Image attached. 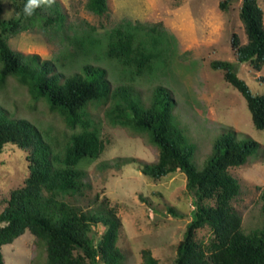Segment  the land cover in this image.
<instances>
[{
	"label": "trees",
	"instance_id": "16d2710c",
	"mask_svg": "<svg viewBox=\"0 0 264 264\" xmlns=\"http://www.w3.org/2000/svg\"><path fill=\"white\" fill-rule=\"evenodd\" d=\"M228 1H220L222 10L227 9ZM26 2L21 0L9 18L1 16L0 4V85L9 76L16 78L34 100L43 101L48 112L60 116L70 133L53 146L35 124L13 116L0 104V152L6 143L27 150L29 168L23 185L10 191L0 211V264H4L1 246L25 230L44 246L45 264H124L118 245L119 218L107 199L98 202L97 208H84L76 201L78 196H86L89 186L81 162L97 158L103 149L89 110L104 104L108 121L145 133L158 150L153 162L127 157L122 163L135 162L153 179L177 170L185 174L195 210L176 245L175 264H264V186L259 194L262 223L245 232L241 215L232 204L240 194V184L229 172L230 167L244 164L252 147L259 143L226 130L215 139L211 153L198 168L190 152L195 144L185 138L172 112L176 102L172 91L157 83L145 102L134 89L140 77H152L160 71L165 32L156 24L126 20L103 37H97L93 27L80 34L62 33L60 40L70 43V48L66 46L59 53V65L67 67L68 62L89 55L98 61L107 60L114 75L112 85L105 66L83 62L78 70L65 73L51 60L11 49L8 35L22 28L48 24L58 33L64 27V16L56 2L49 7L50 13L42 5L27 17L23 13ZM87 5L97 13L107 9L106 0H87ZM239 17L246 41L239 43L237 35H232L236 60L260 70L264 65V15L257 0H241ZM211 67L224 72V79L245 98L255 128L263 129L264 94H253L231 61L214 60ZM259 80L264 82V77L259 76ZM98 225L104 226L103 232L91 235L92 227ZM204 226L211 229V237L207 242L197 241L195 230ZM141 253L143 264L157 263L149 250Z\"/></svg>",
	"mask_w": 264,
	"mask_h": 264
},
{
	"label": "rangeland",
	"instance_id": "374dc122",
	"mask_svg": "<svg viewBox=\"0 0 264 264\" xmlns=\"http://www.w3.org/2000/svg\"><path fill=\"white\" fill-rule=\"evenodd\" d=\"M220 1L106 0L107 9L97 13L88 7L87 0H55L64 16L62 30L53 32L48 24L27 26L8 35L7 44L23 54L33 53L53 61L65 73L78 70L83 62L105 66L114 85L107 60L98 61L89 55L61 67L57 57L66 46L70 48V43L60 40L62 33L80 34L93 27L94 34L103 37L106 31L126 20L156 24L166 34L162 42L165 48L162 67L154 76L136 80L134 89L145 102L157 83L172 91L176 101L172 112L185 138L195 144L190 152L192 163L198 168L211 153L215 139L226 130H234L238 138L259 143L257 148L252 147L244 164L229 168L240 184V194L232 204L241 215L244 231L248 232L263 219L259 194L264 186V128H255L245 98L224 79L222 70L211 67V62L231 61L237 75L258 95L264 94V82L259 80V76L264 77V65L256 70L249 63L237 62L231 46L232 35H237L239 43L246 41L239 17L241 0H229L225 10L220 8ZM20 2L0 0L1 16L11 17ZM257 2L264 15V0ZM43 10L50 13L49 6ZM0 104L13 116L35 124L51 145L61 144L70 133L60 116L48 112L44 102L34 100L26 86L13 76L0 85ZM106 106L89 110L103 149L97 158L81 162L86 173L84 181L89 186L86 196H78L76 201L84 208H97L98 202L107 199L119 218L118 245L124 254V264H143V249L151 252L156 264H175L176 245L195 210L186 190L185 174L177 170L153 179L143 174L135 162L122 163L127 157L153 162L158 150L145 133L108 121ZM26 154L27 150L13 143H6L0 152V211L10 191L23 185L29 174ZM103 230L102 225L93 226L90 234L99 236ZM210 237L208 226L195 230L197 241L207 242ZM1 253L4 264H45L46 259L44 246L28 230L11 243L3 244Z\"/></svg>",
	"mask_w": 264,
	"mask_h": 264
},
{
	"label": "clouds",
	"instance_id": "9594fccd",
	"mask_svg": "<svg viewBox=\"0 0 264 264\" xmlns=\"http://www.w3.org/2000/svg\"><path fill=\"white\" fill-rule=\"evenodd\" d=\"M55 3V0H27L26 4L23 7L24 15L31 16L34 14L35 10L42 5L51 6Z\"/></svg>",
	"mask_w": 264,
	"mask_h": 264
}]
</instances>
